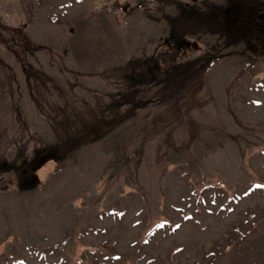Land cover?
<instances>
[{"label":"rangeland","instance_id":"1","mask_svg":"<svg viewBox=\"0 0 264 264\" xmlns=\"http://www.w3.org/2000/svg\"><path fill=\"white\" fill-rule=\"evenodd\" d=\"M0 264H264V0H0Z\"/></svg>","mask_w":264,"mask_h":264}]
</instances>
